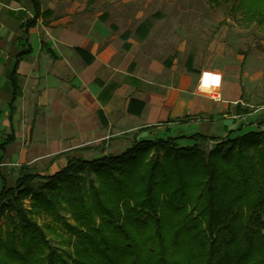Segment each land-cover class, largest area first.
Returning <instances> with one entry per match:
<instances>
[{
    "label": "trees",
    "instance_id": "obj_1",
    "mask_svg": "<svg viewBox=\"0 0 264 264\" xmlns=\"http://www.w3.org/2000/svg\"><path fill=\"white\" fill-rule=\"evenodd\" d=\"M223 1L241 10L245 25L264 26V0ZM31 2L24 33L51 13ZM149 27L134 33L142 39ZM232 132L187 137L214 139L207 151L178 145L183 137H156L117 155L67 158L51 174L20 167L15 184L0 187V264H264V129ZM43 215L50 223L39 222ZM59 224L69 249L47 237Z\"/></svg>",
    "mask_w": 264,
    "mask_h": 264
},
{
    "label": "crops",
    "instance_id": "obj_2",
    "mask_svg": "<svg viewBox=\"0 0 264 264\" xmlns=\"http://www.w3.org/2000/svg\"><path fill=\"white\" fill-rule=\"evenodd\" d=\"M41 7L51 13L24 33L31 0H0V144L11 138L0 150V187L14 185L22 166L51 174L67 158L98 157L102 144L150 139L160 129L183 137L180 145L197 142L187 138L197 132L220 139L253 129L242 119L240 84L206 49L182 58L175 43L163 47L154 37L155 24L139 42L84 4L67 0L60 9L41 0ZM203 70L223 74L217 97L197 90ZM185 115L193 118L175 120ZM192 126L198 130L187 132Z\"/></svg>",
    "mask_w": 264,
    "mask_h": 264
},
{
    "label": "rangeland",
    "instance_id": "obj_3",
    "mask_svg": "<svg viewBox=\"0 0 264 264\" xmlns=\"http://www.w3.org/2000/svg\"><path fill=\"white\" fill-rule=\"evenodd\" d=\"M67 0H44L45 5L55 2L63 5ZM73 3L85 5L89 10L100 12L107 23H113L118 31L127 32L129 38L142 42L134 30L140 23L155 24L154 37L161 39L163 47L176 49V55L185 58V54H197L199 49L212 53L211 56L225 70L226 78H233L241 86L239 108L246 126L253 129H264V26L256 23L245 25L239 18L241 10L228 11L226 1L219 0H71ZM218 1V0H217ZM237 0H233L236 4ZM149 30V29H148ZM147 30V31H148ZM167 50L164 54H169ZM231 88H229V93ZM234 106L232 107V109ZM234 110V109H233ZM234 127V122L227 123ZM198 130L192 126L187 132ZM227 135H225L226 137ZM170 137L166 130L160 129L152 138ZM231 137V136H230ZM223 138V137H222ZM138 139V138H137ZM136 138L128 140L126 145L114 143L95 149V154L117 155L132 146ZM221 139V138H220ZM217 139V140H220ZM188 139H185V141ZM199 147L209 150L215 140L197 138ZM178 145L182 143L176 142ZM187 144V143H185ZM193 144V143H192ZM35 173L46 175V169H35ZM37 180V179H35ZM67 219L73 222L67 215ZM40 223L50 219L43 215ZM57 232L46 230L52 245L69 249L61 243L62 226L57 225Z\"/></svg>",
    "mask_w": 264,
    "mask_h": 264
},
{
    "label": "clouds",
    "instance_id": "obj_4",
    "mask_svg": "<svg viewBox=\"0 0 264 264\" xmlns=\"http://www.w3.org/2000/svg\"><path fill=\"white\" fill-rule=\"evenodd\" d=\"M223 74L220 72L202 71L197 84V90L202 93H209L222 87Z\"/></svg>",
    "mask_w": 264,
    "mask_h": 264
},
{
    "label": "built area",
    "instance_id": "obj_5",
    "mask_svg": "<svg viewBox=\"0 0 264 264\" xmlns=\"http://www.w3.org/2000/svg\"><path fill=\"white\" fill-rule=\"evenodd\" d=\"M203 71H209V72H214V71H211V70H203ZM202 72V71H201ZM200 77V76H199ZM211 96L213 97H217V94L215 93V90L211 91L210 92Z\"/></svg>",
    "mask_w": 264,
    "mask_h": 264
}]
</instances>
